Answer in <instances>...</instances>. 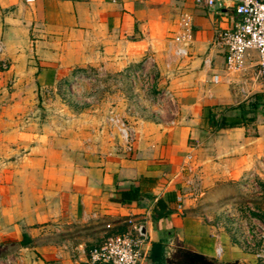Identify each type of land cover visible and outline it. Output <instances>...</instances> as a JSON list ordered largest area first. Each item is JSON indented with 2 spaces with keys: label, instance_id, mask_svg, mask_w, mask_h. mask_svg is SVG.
<instances>
[{
  "label": "crops",
  "instance_id": "1",
  "mask_svg": "<svg viewBox=\"0 0 264 264\" xmlns=\"http://www.w3.org/2000/svg\"><path fill=\"white\" fill-rule=\"evenodd\" d=\"M236 22L228 2L0 0V65H9L0 70V88L25 90L10 94L12 99H32L73 69L102 67L122 72L128 87L135 71L148 75L175 104H158L155 91L148 94L141 112L152 122L135 128L128 155L86 163L66 145L28 132L18 131L11 147L0 139V264H87V250L107 223L149 212L158 200L166 213L147 223L140 264H169L181 249L211 264H256L229 227L210 222L230 207L251 206L264 223V95L252 79L257 55L250 51L246 73L233 74L214 45L217 32ZM182 35L188 37L176 42ZM178 48L186 55L177 56ZM137 89L129 87L130 93ZM241 104L255 105L253 121L215 126L214 120L237 115ZM12 108L0 116L13 114ZM251 172L260 177L259 187L246 193L240 179ZM247 195L252 203L243 204ZM179 198L183 212L177 211ZM200 213L208 225L201 224Z\"/></svg>",
  "mask_w": 264,
  "mask_h": 264
},
{
  "label": "rangeland",
  "instance_id": "2",
  "mask_svg": "<svg viewBox=\"0 0 264 264\" xmlns=\"http://www.w3.org/2000/svg\"><path fill=\"white\" fill-rule=\"evenodd\" d=\"M6 65V68L0 65V70L6 71L7 62ZM82 74H85L84 78H77ZM123 75L122 72L112 74L102 67L73 69L66 80L51 87L39 88L32 99H12L10 94L24 90L15 89L13 84L7 85L4 90L0 88V112L3 108L15 109L11 110L13 114L8 115L7 110L6 116H0L1 141L10 146L15 143L18 131L28 132L43 140L48 138L60 148L66 145L75 159L85 160L86 163L110 154L128 155L119 125L113 120L123 122L135 142V128L151 120H146L141 112L148 99L139 94L140 89H137L141 95L139 100L135 95L137 91L131 92V95L129 87L133 86L128 87ZM261 91L264 95V87ZM250 103L259 104L262 101L251 100ZM248 196L243 204L252 203L253 197ZM198 219H202L203 226L210 221L203 213Z\"/></svg>",
  "mask_w": 264,
  "mask_h": 264
},
{
  "label": "built area",
  "instance_id": "3",
  "mask_svg": "<svg viewBox=\"0 0 264 264\" xmlns=\"http://www.w3.org/2000/svg\"><path fill=\"white\" fill-rule=\"evenodd\" d=\"M32 0H28L31 2ZM196 4L213 6L228 2L233 5L237 18L236 24L217 32L214 45L221 51L225 59V69L229 73H246V59L250 51L257 55V65L252 75L254 83L264 87V1L263 0H195ZM184 27L189 29V21L184 20ZM188 36L182 35L175 38L176 42L184 41ZM3 53V45L0 42V55ZM177 56H185L186 51L178 48L175 51ZM6 68V63L1 62ZM84 78L85 74L77 78ZM133 87L140 89L142 97H148L155 91L158 104L168 102L175 106L172 95L166 90H158L157 84L148 75H142L135 71L129 77ZM213 81L216 83L218 77L215 75ZM140 83V86H139ZM136 97L139 100L140 96ZM174 117V114H173ZM119 125L118 129L127 145V152L131 154L134 150L135 139L129 128L119 120H113ZM174 125V120L170 121ZM190 158V157H189ZM188 171L191 170L188 168ZM260 177L254 173H248L240 179L241 188L244 192H251L258 189ZM189 187L191 181H187ZM177 211L183 212L182 201L178 199ZM151 215L145 212L140 215H130L124 221L107 223L104 226L105 233L97 242L87 250V264H140L147 244L146 225ZM211 222V221H210ZM212 223V222H211ZM218 229L229 227L232 238L239 243L241 249L252 255L256 264H264V223L258 217V213L251 206L241 208L230 207L223 213L219 222L213 223ZM217 257L222 255V246L215 250Z\"/></svg>",
  "mask_w": 264,
  "mask_h": 264
},
{
  "label": "trees",
  "instance_id": "4",
  "mask_svg": "<svg viewBox=\"0 0 264 264\" xmlns=\"http://www.w3.org/2000/svg\"><path fill=\"white\" fill-rule=\"evenodd\" d=\"M256 107L255 105H250L248 108L244 104H241L237 108V115L234 117L222 116L217 120H214L215 126L219 129L233 128L239 125H243L246 122H251L254 120ZM156 248V246H155Z\"/></svg>",
  "mask_w": 264,
  "mask_h": 264
},
{
  "label": "water",
  "instance_id": "5",
  "mask_svg": "<svg viewBox=\"0 0 264 264\" xmlns=\"http://www.w3.org/2000/svg\"><path fill=\"white\" fill-rule=\"evenodd\" d=\"M151 216L161 217L166 213V206L164 205L162 200H158L154 207L149 211ZM186 262L188 264H211L202 254L199 253H188L186 254ZM228 264H235V263H228Z\"/></svg>",
  "mask_w": 264,
  "mask_h": 264
},
{
  "label": "flooded vegetation",
  "instance_id": "6",
  "mask_svg": "<svg viewBox=\"0 0 264 264\" xmlns=\"http://www.w3.org/2000/svg\"><path fill=\"white\" fill-rule=\"evenodd\" d=\"M186 254H188L187 250L185 249L179 250V252L176 255H173L171 257L172 260L169 262V264H176L177 262H179V258L184 259L186 257ZM193 264H197V263H193Z\"/></svg>",
  "mask_w": 264,
  "mask_h": 264
}]
</instances>
